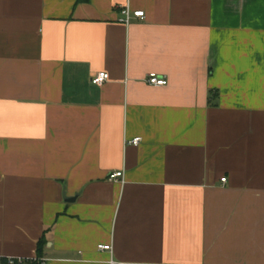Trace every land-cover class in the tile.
I'll list each match as a JSON object with an SVG mask.
<instances>
[{
  "label": "crops",
  "instance_id": "crops-1",
  "mask_svg": "<svg viewBox=\"0 0 264 264\" xmlns=\"http://www.w3.org/2000/svg\"><path fill=\"white\" fill-rule=\"evenodd\" d=\"M43 237V264H264V0H0V259Z\"/></svg>",
  "mask_w": 264,
  "mask_h": 264
},
{
  "label": "built area",
  "instance_id": "built-area-1",
  "mask_svg": "<svg viewBox=\"0 0 264 264\" xmlns=\"http://www.w3.org/2000/svg\"><path fill=\"white\" fill-rule=\"evenodd\" d=\"M121 14L124 17V21L127 23L130 22V20L132 19L133 16L139 17L142 19L145 18V11L144 10L132 11L129 6H124L121 9ZM109 78H110V74L108 72L99 71L92 76V83L99 85V86H102L109 80ZM148 82L150 84H154V85H158V86H164V85L168 84L167 78L161 77L155 72L149 74ZM141 141H142V138L140 136H137V137L133 138L132 140H130V143L134 144V145H138ZM122 176H123V171H116V172H112L110 174V179H112V180L113 179H119ZM221 180L225 182L227 180V178L223 177ZM98 248L100 250H111L112 245L111 244H99ZM11 259H13V258H11ZM17 259H19L20 262H22L24 260V258H17ZM0 262H1V259H0ZM113 263H115V262L112 261V264Z\"/></svg>",
  "mask_w": 264,
  "mask_h": 264
},
{
  "label": "trees",
  "instance_id": "trees-1",
  "mask_svg": "<svg viewBox=\"0 0 264 264\" xmlns=\"http://www.w3.org/2000/svg\"><path fill=\"white\" fill-rule=\"evenodd\" d=\"M83 1V0H82ZM87 1V0H84ZM47 239L43 237L38 242V249H37V258L35 259H28L24 258L22 262L19 261L17 258H2L1 264H43V247L46 245Z\"/></svg>",
  "mask_w": 264,
  "mask_h": 264
},
{
  "label": "water",
  "instance_id": "water-1",
  "mask_svg": "<svg viewBox=\"0 0 264 264\" xmlns=\"http://www.w3.org/2000/svg\"><path fill=\"white\" fill-rule=\"evenodd\" d=\"M76 198H77V197H74V198H72V197H65V200H66L67 202H73V201L76 200Z\"/></svg>",
  "mask_w": 264,
  "mask_h": 264
}]
</instances>
